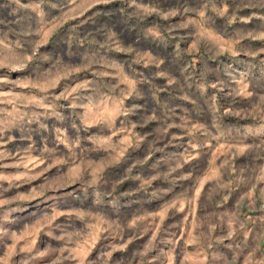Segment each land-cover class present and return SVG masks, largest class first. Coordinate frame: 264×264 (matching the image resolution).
<instances>
[{"label":"rangeland","instance_id":"obj_1","mask_svg":"<svg viewBox=\"0 0 264 264\" xmlns=\"http://www.w3.org/2000/svg\"><path fill=\"white\" fill-rule=\"evenodd\" d=\"M0 264H264V0H0Z\"/></svg>","mask_w":264,"mask_h":264}]
</instances>
